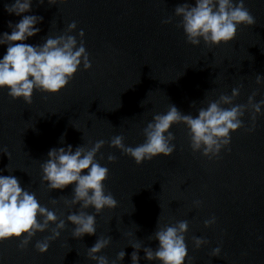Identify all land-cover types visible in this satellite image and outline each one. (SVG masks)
Instances as JSON below:
<instances>
[{
	"label": "clouds",
	"instance_id": "1",
	"mask_svg": "<svg viewBox=\"0 0 264 264\" xmlns=\"http://www.w3.org/2000/svg\"><path fill=\"white\" fill-rule=\"evenodd\" d=\"M63 3L65 0H59ZM43 4L44 0H39ZM49 4H56L57 0H48ZM32 0H14L11 5H6L5 10L9 14L21 16L31 11ZM175 16L181 17L177 24L183 28L187 42L199 45L201 40L206 45L228 44L235 39L238 26H252L256 24L254 16L245 7L244 0H195V5L183 3L174 9ZM43 17L36 15H23L15 25L9 21L11 34L0 35V45L7 44L6 54L0 59V89L7 88L8 95L12 99H23L28 105L32 104L34 90L56 94L64 89L72 80L81 64L84 70H89L92 65L89 54L84 46V31L80 30L81 38L68 33L73 32L77 24L75 21L67 26L65 34L55 38L48 36L42 45L33 46L24 41L37 35L40 29L36 25L42 22ZM164 24L172 23V17L162 21ZM261 75L256 76V83L262 82ZM241 84L233 88L231 95L221 94L217 100L209 101L207 108H200L198 115L182 114L176 106L170 104L164 114H156L153 120L143 129L145 140L135 147L126 146L124 135H116L111 138L110 147L119 149L124 155L131 157L137 165L145 161L163 155L171 156L175 145L171 142L175 139L170 131L173 125L183 124L188 129L190 147L193 152L201 151L202 155L212 159L218 157L220 151L231 143V133L244 127L242 117L245 112L251 114L253 127L261 114L264 99L255 102L256 92L248 97L247 104H234V100L240 95ZM195 102H193V106ZM228 106V107H224ZM77 129V128H76ZM79 130V129H77ZM63 143V136L61 137ZM106 141L98 140L90 148L78 146L73 151L71 145L67 148H53L48 152V159L41 164L42 181L46 182L49 190H63L69 185H75L73 196L64 203L71 208L80 205L78 212L67 216V221L75 225L72 236L80 239L87 235H96V215L89 214L86 210L94 208L95 213H101L105 208L115 209L118 206L113 195L105 193L104 182L109 177V169L101 166L97 161V153L104 147ZM9 158L6 148L0 149ZM103 159V155L100 157ZM109 163H114L116 157L109 154ZM7 171H11L7 168ZM57 201L52 200L55 204ZM199 207L201 201H194ZM42 222H41V219ZM160 216L158 218V223ZM216 217L204 221L205 227L215 224ZM157 223V224H158ZM50 224L56 227L51 229V235L43 240H37L35 249L43 254L49 249L50 243L59 238L61 230L66 224L54 211L42 206L35 193H31L21 187L18 178L12 175H0V242L9 239H19L18 248L24 250L37 233H43L49 229ZM187 220L178 221L176 224H164L159 226L154 233V239L158 241V247H144L145 259L159 261L160 264H185L188 258V248L185 242V234L188 231ZM111 237H99L95 244L88 248L87 256L96 264H110L104 255H98L111 243ZM194 246L199 249L209 243L208 240L193 237ZM135 251L131 254L132 264H139L138 255L142 245H131ZM221 248L215 247L211 255L219 257ZM125 252L120 251L111 264L122 261Z\"/></svg>",
	"mask_w": 264,
	"mask_h": 264
}]
</instances>
